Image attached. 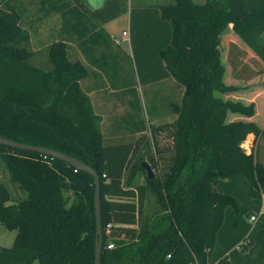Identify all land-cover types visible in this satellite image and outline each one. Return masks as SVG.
Segmentation results:
<instances>
[{"label": "trees", "instance_id": "16d2710c", "mask_svg": "<svg viewBox=\"0 0 264 264\" xmlns=\"http://www.w3.org/2000/svg\"><path fill=\"white\" fill-rule=\"evenodd\" d=\"M12 1L0 0V136L63 152L98 172L101 264H264V127L254 120L228 121L230 114L252 118L256 108L224 100L238 87L225 81L221 50L222 35L231 29L264 66V0H172L139 15L140 7L131 9L132 43L136 25L156 22L163 31L154 39L161 42L155 55L140 44L149 70L146 86L171 77L184 88L181 101L169 104L174 122L150 126L141 118L137 89L126 82L130 77L122 79L131 87L122 92L132 96V114L123 121L134 132H150L157 155L149 158L152 168L165 154L157 134L172 136L173 156L153 179L144 162L132 164L146 134L134 143L106 145L102 117L81 86L89 69L69 53V42L87 59L94 45L110 51L111 36L103 26L127 13V0H102L101 6L94 0H41L44 17L61 19V39L49 46L43 67L34 63L31 35ZM240 51L230 44L233 74L252 72L247 64L238 70ZM250 134L256 148L248 154L243 144ZM0 170L26 193L14 201L0 178V225L17 232L11 247L0 246V264H95L93 176L59 159L3 145ZM139 173L144 184L135 183ZM148 195L159 208L155 212L144 208ZM252 215L259 216L255 224Z\"/></svg>", "mask_w": 264, "mask_h": 264}, {"label": "rangeland", "instance_id": "374dc122", "mask_svg": "<svg viewBox=\"0 0 264 264\" xmlns=\"http://www.w3.org/2000/svg\"><path fill=\"white\" fill-rule=\"evenodd\" d=\"M172 2V0H167ZM197 4H203L207 0H193ZM41 0H13L16 11L21 15V25L26 29L31 35V47L35 52L34 63L41 66L43 60L48 58V48L55 42L60 40L59 30L61 28V19L58 15H51L49 17H44V14L40 11ZM102 0H94V5L101 6ZM128 7H132L137 10L141 6H158L163 5L164 0H127ZM137 12V11H135ZM46 13V12H45ZM112 26V25H111ZM127 26L126 20H119L115 23V28L112 30L114 35L118 36L119 39L122 38L123 28ZM134 42H123L117 46L118 50H121V57L124 63L123 71L127 74L125 76L130 77L133 87L138 91V95L141 99L142 114L141 118L147 122L148 125L160 126L168 122H172L176 119V116L171 112L170 102H179L182 97L183 90L175 88L172 83L164 82L157 83L152 86H146L145 75L149 72L148 68L142 63V55L140 54V44L145 48H149L150 54L155 55L158 45L154 39L160 37L163 34L161 25L156 22H149L145 26L134 27ZM237 44L241 50L239 55H244L242 63L239 65L238 70L242 66H248L252 72L247 69L245 73L232 72V67L229 63V46L231 43ZM70 49V53L73 55V50ZM222 57L223 62L226 66V83L230 85L237 86L238 89L232 93L224 94V100L241 101L246 105L254 103L256 108L255 116L252 118H247V120H254L264 127V66L261 61H258L251 50L246 48L237 39L235 33L231 29L226 30L222 35ZM244 53V54H243ZM236 55V56H239ZM152 57V56H151ZM129 59V63H127ZM238 58V57H237ZM33 61V60H32ZM43 67V66H41ZM152 65L150 66V68ZM242 76L245 80H239L236 77ZM122 83L123 80L120 79ZM125 82V83H126ZM169 84V86H168ZM171 86V87H170ZM111 90H105L101 92L93 93L91 98L94 103L97 113L104 117L103 133L106 141V145H113L116 143H126V142H136L137 136H132L126 130H122V133H115L112 128L113 122H117V116H124L127 111H129V106L120 100L116 101L114 109L111 107H106L104 104L107 97H109L110 102L115 100L111 99L114 95L110 93ZM128 98V97H127ZM113 103V102H112ZM243 119L239 115L230 114L228 121H235ZM244 119H246L244 117ZM148 139L143 141L141 147L132 160V164L138 161L147 162L149 165V158L152 156L157 158L155 147L152 143L151 134L147 131ZM157 138L161 148L165 149L164 158L159 160V167L154 169V173L159 175V170H162L165 165H168L170 158L173 156V140L171 133L169 131L158 133ZM249 142V143H248ZM243 148L248 154H250L256 148L255 137L252 134L247 137V140L243 144ZM264 149V148H263ZM264 161V155H263ZM151 166V165H150ZM0 178L2 182L9 188L12 192L14 201L25 198L26 193H23L19 187L13 184L10 180L9 173L5 170H0ZM136 184H144L145 176L139 173L135 179ZM74 198L71 197V203ZM144 208L147 211H156L158 206L151 195L147 196L144 203ZM17 232L10 231L4 226L0 225V246L1 247H11L16 238Z\"/></svg>", "mask_w": 264, "mask_h": 264}, {"label": "crops", "instance_id": "0c3cea01", "mask_svg": "<svg viewBox=\"0 0 264 264\" xmlns=\"http://www.w3.org/2000/svg\"><path fill=\"white\" fill-rule=\"evenodd\" d=\"M169 3L171 2L164 0L163 5L169 4ZM148 7L141 6L139 10L140 12L138 11L139 12L138 15L141 13H147L149 11ZM131 9L132 7L131 8L129 7L127 13L123 14L119 18L103 26L104 32L108 34L109 36H111L112 42L110 44V47H111L110 51H104L102 45H94L93 46L94 52L93 54H91L90 59H87L81 53V51L77 48L75 42H69V48L71 47L73 52H75L73 53V55L71 54L72 55L71 58L73 60H77V59L81 60L85 65H87L89 69V75L87 76V78H85L81 82V86H82V89L88 93L94 109H95V106H94L91 96L93 93H96V92H101V91L103 92L105 90H111L110 93L114 95L113 97H111V99L115 98V100L113 99V101L110 102L109 97H107L106 102L104 103L106 107H111V109H114L115 107L114 105H116L115 104L116 101L120 100L121 102H124L126 100V103L129 106L128 107L129 111H127L124 116H117L116 118L118 119V121L113 122L112 128L115 130L114 131L115 133H120V134L122 133V130L128 131L129 133L132 134V136H137V139H136L137 141L140 135L146 134V132L145 133H138V131L134 132L132 128H130L123 121V119L127 118L128 116H130V114H132V111L130 109V102H131L132 96L130 94L122 92V90H129V88L131 87H129V85L125 84L124 82L122 83L120 82V79L122 80L123 78L127 77L125 76L127 75L126 74L127 72L125 73L123 71V67H124L123 65L125 61H123L121 57V50H118V48H116L117 46H120V45L116 44L113 41V39L118 38V36L114 35L115 33L112 32V30L115 28V23L117 21L126 20L127 26L123 28L121 40L123 42L131 41L132 43V38H133L132 28L134 26V20L132 19V16H131ZM135 20L139 24L138 20L137 19ZM124 32H128V35L124 36L123 35ZM69 53H70V49H69ZM129 59L130 58H128L127 63H129ZM164 82L172 83V86H175V88L182 89L183 94H184V88L179 86L173 78L168 77L158 83H164ZM155 84H152V85H155ZM152 85H149V86H152ZM181 98H180V101H181ZM95 112L97 113L96 109H95ZM97 114L102 117L101 127L103 131L104 117L99 113ZM245 120H247V118ZM173 122L174 121L168 122V123H173ZM251 135L252 134H250L249 136ZM116 142L114 144H123L122 142L120 143H116ZM126 143H134V142H126Z\"/></svg>", "mask_w": 264, "mask_h": 264}, {"label": "water", "instance_id": "95a60500", "mask_svg": "<svg viewBox=\"0 0 264 264\" xmlns=\"http://www.w3.org/2000/svg\"><path fill=\"white\" fill-rule=\"evenodd\" d=\"M0 145L16 148L24 151L37 152L39 154L52 157L54 159H59L67 163L68 165L74 167L75 169L82 172H86L94 177L96 183L95 210H96V223H97L95 264H101L102 252L104 247V229L102 223V210H101V179L98 172L87 163L73 156H70L68 154H65L63 152L54 149L20 143L1 136H0ZM142 167L147 171L149 178L153 179L156 177L154 170L147 162H144L142 164Z\"/></svg>", "mask_w": 264, "mask_h": 264}, {"label": "built area", "instance_id": "2783aa9c", "mask_svg": "<svg viewBox=\"0 0 264 264\" xmlns=\"http://www.w3.org/2000/svg\"><path fill=\"white\" fill-rule=\"evenodd\" d=\"M123 35H124V36H127V35H128V32H124ZM113 40H114V42H115L116 44H118V45H119V44L121 43V41H122V40L119 39V38H114ZM262 213H263V212H262ZM258 218H259L258 215H252V216L250 217V222L253 223V224H255V223L257 222ZM113 227H114V226H113L112 223H109V224L107 225V233H108V234L111 233ZM121 239H125V235L122 234V235H121ZM107 248L110 249V250L114 249V248H115V244H114V242L110 241V243L108 244Z\"/></svg>", "mask_w": 264, "mask_h": 264}, {"label": "bare ground", "instance_id": "6f19581e", "mask_svg": "<svg viewBox=\"0 0 264 264\" xmlns=\"http://www.w3.org/2000/svg\"><path fill=\"white\" fill-rule=\"evenodd\" d=\"M249 143V142H248Z\"/></svg>", "mask_w": 264, "mask_h": 264}]
</instances>
